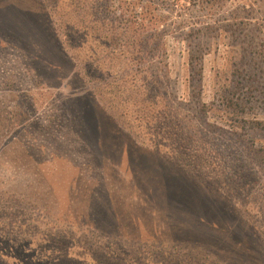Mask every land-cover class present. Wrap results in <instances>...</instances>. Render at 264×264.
I'll return each instance as SVG.
<instances>
[{
  "label": "rangeland",
  "instance_id": "374dc122",
  "mask_svg": "<svg viewBox=\"0 0 264 264\" xmlns=\"http://www.w3.org/2000/svg\"><path fill=\"white\" fill-rule=\"evenodd\" d=\"M160 4L176 124L154 139L110 120L33 0H0V264H264V91L234 75L228 30L235 14L264 36V0Z\"/></svg>",
  "mask_w": 264,
  "mask_h": 264
},
{
  "label": "trees",
  "instance_id": "16d2710c",
  "mask_svg": "<svg viewBox=\"0 0 264 264\" xmlns=\"http://www.w3.org/2000/svg\"><path fill=\"white\" fill-rule=\"evenodd\" d=\"M33 1L49 24L57 46L71 62L77 79L90 85V96L108 112L112 122L128 128L127 117L131 116L135 121L153 124L154 128L150 129H154V139L174 136L169 126L172 125L173 131L176 124L170 103L158 101L156 97L161 98L162 90L172 84L166 46L172 25L166 24L167 18L158 14L162 0ZM224 1L198 0L209 10ZM232 17L227 28L233 45L242 49L240 66L244 68L237 69L234 75L246 79L247 91H264V82L260 81L264 79V36L257 29L252 34L246 33L245 18L237 24L240 16L233 14ZM212 29L211 25L203 28L202 37H209ZM174 32L179 33V28L174 27ZM209 45L202 43L189 51L190 75L192 79L199 77V82ZM247 66L252 69L245 70ZM240 84L237 80L236 89ZM183 264L209 262L207 257L187 260L184 256Z\"/></svg>",
  "mask_w": 264,
  "mask_h": 264
}]
</instances>
